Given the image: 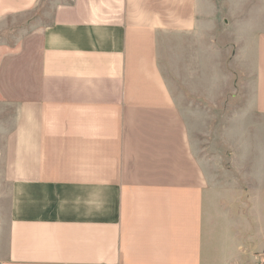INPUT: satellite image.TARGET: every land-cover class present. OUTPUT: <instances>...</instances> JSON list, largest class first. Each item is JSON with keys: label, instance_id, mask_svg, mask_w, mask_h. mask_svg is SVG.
Returning <instances> with one entry per match:
<instances>
[{"label": "crops", "instance_id": "1", "mask_svg": "<svg viewBox=\"0 0 264 264\" xmlns=\"http://www.w3.org/2000/svg\"><path fill=\"white\" fill-rule=\"evenodd\" d=\"M216 7L0 0L42 10L0 65V264H264V31L222 47Z\"/></svg>", "mask_w": 264, "mask_h": 264}, {"label": "rangeland", "instance_id": "2", "mask_svg": "<svg viewBox=\"0 0 264 264\" xmlns=\"http://www.w3.org/2000/svg\"><path fill=\"white\" fill-rule=\"evenodd\" d=\"M216 4L217 11V39L222 47L230 46L235 48V41L226 37L224 31L232 33L237 27L236 22H243V26H249L251 22L264 31V0H212ZM42 17V10H39L29 19L26 24L16 25L11 21L4 30L0 31V65L9 56L17 52V43L21 37L18 34L22 27H27L31 22ZM228 21V22H226ZM15 23V24H14ZM231 23V24H230ZM249 24V25H248ZM220 30V31H219ZM221 34V35H220ZM230 59V57H229ZM233 65V63H231Z\"/></svg>", "mask_w": 264, "mask_h": 264}]
</instances>
